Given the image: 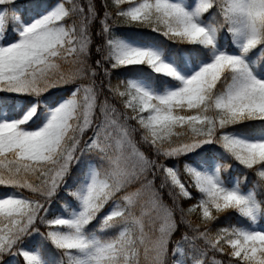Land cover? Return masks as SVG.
I'll return each instance as SVG.
<instances>
[{"label":"snow or ice","instance_id":"6c2138e0","mask_svg":"<svg viewBox=\"0 0 264 264\" xmlns=\"http://www.w3.org/2000/svg\"><path fill=\"white\" fill-rule=\"evenodd\" d=\"M102 7L0 0V264H264V0Z\"/></svg>","mask_w":264,"mask_h":264},{"label":"trees","instance_id":"16d2710c","mask_svg":"<svg viewBox=\"0 0 264 264\" xmlns=\"http://www.w3.org/2000/svg\"><path fill=\"white\" fill-rule=\"evenodd\" d=\"M18 2H19V0H18ZM81 2L83 3V2H85V0H81ZM104 2H105V0H95V4H96V7H97V10L101 14L104 11V9L102 7ZM108 3L110 4L111 0H108ZM98 29H99V25L98 24L93 27V35H94V38H95L96 42H99V37H95V32L98 31ZM115 31L117 32V34L127 35V36L134 37V38L140 39V40H147V39L152 38V37H155L158 40H163V37H160L158 34L153 33L148 28H137L135 26L129 27V26H126V25L118 24L115 27ZM168 43L173 48L182 47L181 45H172L171 42H168ZM98 58H99L98 55L95 53V47L93 46L92 60L94 61V60H96ZM145 70H147V69H145ZM124 71H127V70L126 69L119 70V72H124ZM119 72L114 73L113 81H112L113 83L117 82V76H118ZM64 89L65 88H58V89H55V90H51L49 95H51L53 98H59V97H61L63 95H67V90H64ZM168 163H173V161H168ZM232 165H233V168L239 167L238 165L235 164V162H232ZM244 171H246V170H244ZM74 175H75V173H74ZM225 175H237V173H233L231 170H229L228 172L225 173ZM255 179H256V177H255V175L253 173H248V181H249V183L253 182ZM69 182H71V181H69ZM9 191H11V189L0 187V192H9ZM60 196L64 197V196H66V193L65 192H61ZM164 200H165V202L171 204V201H170V199H169V197L167 196L166 193L164 195ZM192 202H194V201H182V206L187 208L189 203H192ZM60 203H61L60 199H56L53 202V205H52L53 211H55L60 206ZM233 223H234V221H233ZM226 224H227V221H225L223 218H221V220L219 222H217V227L226 226ZM181 228L183 230V226H181ZM41 231H44L43 226H41ZM31 239L33 241L39 240V236H34ZM212 255H213L212 253H209V257H211ZM215 256H216L217 259H222V260H225V261L227 259L226 257H223L219 253H216Z\"/></svg>","mask_w":264,"mask_h":264},{"label":"rangeland","instance_id":"374dc122","mask_svg":"<svg viewBox=\"0 0 264 264\" xmlns=\"http://www.w3.org/2000/svg\"><path fill=\"white\" fill-rule=\"evenodd\" d=\"M52 90H55V89H52ZM64 90H67V89H64ZM64 90H63V91H64ZM63 96H65V95H63Z\"/></svg>","mask_w":264,"mask_h":264}]
</instances>
